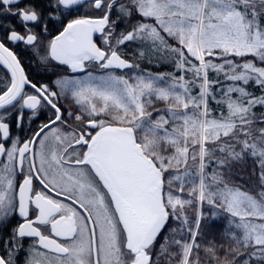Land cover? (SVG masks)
Wrapping results in <instances>:
<instances>
[{"label":"snow or ice","instance_id":"6c2138e0","mask_svg":"<svg viewBox=\"0 0 264 264\" xmlns=\"http://www.w3.org/2000/svg\"><path fill=\"white\" fill-rule=\"evenodd\" d=\"M0 30V264H264V0H0Z\"/></svg>","mask_w":264,"mask_h":264},{"label":"flooded vegetation","instance_id":"af4514ba","mask_svg":"<svg viewBox=\"0 0 264 264\" xmlns=\"http://www.w3.org/2000/svg\"><path fill=\"white\" fill-rule=\"evenodd\" d=\"M37 2H39V0H37ZM85 11H87L88 14L90 15L98 14L96 11L92 9H85V8L80 9L81 14H83ZM68 18L71 19V18H74V16L68 17ZM6 19L11 20V23L16 26L17 31L24 33L25 31L24 28L17 22L16 18L9 17ZM59 28H60V24L56 21H53L49 25V32L43 33L42 39H44L45 37L50 38V35L56 34ZM35 30L37 32L40 31L39 28H36ZM2 36H3V31L0 30V38H2ZM46 42L47 40L44 39V43ZM8 46L17 54L18 58L21 60V64L25 69V74L29 77L30 80H32L33 82L37 84H47L49 86L54 87V81L58 77L65 75V74H70L67 72V69L64 66L56 65L55 62H52L51 64H45L41 62L39 56L35 54L34 50L24 45L22 42L17 43V44L9 43ZM133 50L135 51V49ZM40 54L41 55L44 54L43 46L40 49ZM5 74H6V70L3 69L2 66H0V88H2L4 86V83L6 82ZM78 75H82V74H78ZM65 106L66 107L71 106L70 102L66 103ZM25 111L26 113L28 112V110H25ZM2 112L3 110H0V113ZM47 115H48L47 112H41L39 118L36 119L32 123L31 127L35 128L38 124H40L42 121H44L47 118ZM5 122H8L10 124L11 131L14 134L24 135V132L16 128V113L15 112H12L11 115L7 117ZM25 127L27 128V125ZM19 222H21V219L18 216L13 217L11 220V224L8 226L9 230L12 227H14L16 224H18ZM3 234H4L3 232H0V235H3ZM23 243H24V249H28L30 240L25 239ZM24 259H25V252L21 251L17 258V264H23Z\"/></svg>","mask_w":264,"mask_h":264},{"label":"trees","instance_id":"16d2710c","mask_svg":"<svg viewBox=\"0 0 264 264\" xmlns=\"http://www.w3.org/2000/svg\"><path fill=\"white\" fill-rule=\"evenodd\" d=\"M123 27V26H122ZM134 47H128L123 49L122 51L128 56V58L135 60V57L133 56V50ZM141 69H147L153 73L161 72V73H168V72H173L174 67L170 63L166 62H156L153 61L152 63H147V62H142L141 63ZM127 71V70H125ZM214 74L210 73V76ZM250 90L254 91L257 95H259V89H255L251 84L248 86ZM211 103V102H210ZM213 108L216 107L215 104H211ZM157 107H164L163 104H157ZM261 111H264V109L257 108L256 112L259 113ZM252 161H248V167L247 171L250 173L252 171ZM239 182V176L234 177ZM248 187L254 188L255 187V181L254 180H249L248 181ZM188 215L191 217L192 216V210L187 209ZM204 228L205 234L210 238V239H215V241L218 244H223L225 248L228 247V241L225 239H222V228H223V222L217 223L215 221H205L202 225ZM206 242L201 243V251L199 252V258H200V264H214V261L210 258V254L206 253L203 249L205 247ZM220 255L222 256L223 253L221 252Z\"/></svg>","mask_w":264,"mask_h":264},{"label":"water","instance_id":"95a60500","mask_svg":"<svg viewBox=\"0 0 264 264\" xmlns=\"http://www.w3.org/2000/svg\"><path fill=\"white\" fill-rule=\"evenodd\" d=\"M3 67V66H2Z\"/></svg>","mask_w":264,"mask_h":264}]
</instances>
